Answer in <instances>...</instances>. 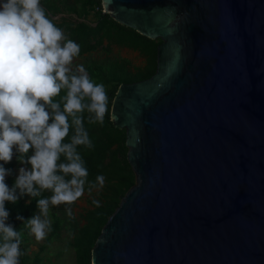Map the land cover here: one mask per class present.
<instances>
[{
	"label": "water",
	"instance_id": "1",
	"mask_svg": "<svg viewBox=\"0 0 264 264\" xmlns=\"http://www.w3.org/2000/svg\"><path fill=\"white\" fill-rule=\"evenodd\" d=\"M102 2L162 42L113 101L136 183L92 264H264V0Z\"/></svg>",
	"mask_w": 264,
	"mask_h": 264
},
{
	"label": "clouds",
	"instance_id": "2",
	"mask_svg": "<svg viewBox=\"0 0 264 264\" xmlns=\"http://www.w3.org/2000/svg\"><path fill=\"white\" fill-rule=\"evenodd\" d=\"M79 54L80 45L48 18L41 0H0V264H20L23 255L6 203L52 193L38 200L39 215L16 217L42 241L50 229L49 206L66 205L71 216V205L84 195L89 173L77 149L93 148L84 113L88 124L103 125L109 108L104 84L83 65L73 67ZM14 157L22 166L9 187L12 169L5 165ZM104 180L98 175L89 193Z\"/></svg>",
	"mask_w": 264,
	"mask_h": 264
},
{
	"label": "trees",
	"instance_id": "3",
	"mask_svg": "<svg viewBox=\"0 0 264 264\" xmlns=\"http://www.w3.org/2000/svg\"><path fill=\"white\" fill-rule=\"evenodd\" d=\"M41 5L48 18L64 31L67 39L80 45L79 56L90 55L99 50H104L107 54L104 59L88 58L83 63L90 78L95 83L104 84L109 111L103 125L88 124V113H84L85 128L93 148L78 146L77 149L89 173L84 192L89 193L88 184L95 182L98 175H103L105 180L103 188L97 192L96 189L92 190L89 200L91 208L83 214V224L71 217L64 207L57 210L50 205L53 221L49 235L40 251L33 256L28 251L32 244L30 230L25 226L26 221L17 220L16 217L21 215L27 220L39 215L38 200L50 197L52 193L44 191L37 197L26 195L16 204L6 203L10 212L7 223L21 232V264H42V253L48 248L49 242L58 239L65 228L71 235L68 244L74 249L76 264H92V251L104 226L136 183V173L128 159L127 130L116 127L111 118L113 101L121 84L145 80L155 74L158 46L162 40L150 38L115 20L105 12L102 0H41ZM113 46L139 52L145 58L144 66L135 67L128 58L110 56ZM72 134L70 130L69 138L65 142L70 140ZM61 160L63 161V157ZM6 167L12 169V175L7 177V183L11 187L16 179L15 163ZM93 200L99 201L100 206L93 204Z\"/></svg>",
	"mask_w": 264,
	"mask_h": 264
},
{
	"label": "rangeland",
	"instance_id": "4",
	"mask_svg": "<svg viewBox=\"0 0 264 264\" xmlns=\"http://www.w3.org/2000/svg\"><path fill=\"white\" fill-rule=\"evenodd\" d=\"M107 56L104 50H99L93 54H86L84 56H78L73 63V67L76 65H83L84 61L88 58L91 59H104ZM112 57H125L132 61L135 67H142L145 64V58L140 55L139 52L134 51L132 49L126 47L113 46L112 52L110 53ZM11 163H15V172L16 176L19 174V168L22 166L18 163L17 159L14 157ZM8 165V164H7ZM5 165V167L7 166ZM97 192V190L95 191ZM91 198V193L84 192V195L73 205H71V217L79 220L80 223H84L82 219L83 214L87 209L91 208V204L89 202ZM55 207V206H54ZM65 208L66 205H60L59 207H55V209ZM51 207L49 206L47 219L50 222V226L52 224V216H51ZM42 219L45 217L41 216ZM49 235V230L47 231L46 238L42 241H37L35 237L32 235V244L29 248V253L33 256L36 252L40 251V248L43 244L46 243L47 237ZM71 239V235L68 229H64L61 232V236L58 239H53L49 242V246L42 253L44 260L42 264H76L75 260V252L72 247L69 246V240Z\"/></svg>",
	"mask_w": 264,
	"mask_h": 264
}]
</instances>
